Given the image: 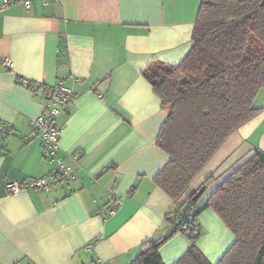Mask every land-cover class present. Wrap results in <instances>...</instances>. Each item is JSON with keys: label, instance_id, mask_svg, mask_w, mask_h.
<instances>
[{"label": "crops", "instance_id": "obj_1", "mask_svg": "<svg viewBox=\"0 0 264 264\" xmlns=\"http://www.w3.org/2000/svg\"><path fill=\"white\" fill-rule=\"evenodd\" d=\"M201 1H36L0 14V119L13 128L0 136V264H131L142 243L164 233L177 207L154 183L171 159L156 144L167 111L143 70L154 60L185 59ZM6 58L11 69L2 65ZM23 79L63 82L75 94L60 119L61 153L77 173L68 187L7 191L8 182L55 168L33 134L47 97ZM257 105L262 112L228 138L181 204L205 186L203 208L256 148L264 151V99ZM198 232L197 246L212 263L236 241L211 209L198 217ZM190 247L176 235L160 250L163 263L174 264Z\"/></svg>", "mask_w": 264, "mask_h": 264}, {"label": "trees", "instance_id": "obj_2", "mask_svg": "<svg viewBox=\"0 0 264 264\" xmlns=\"http://www.w3.org/2000/svg\"><path fill=\"white\" fill-rule=\"evenodd\" d=\"M192 42L181 63L154 60L143 70L167 111L156 144L171 159L154 183L177 207L164 233L142 243L131 264H164L160 250L178 234L191 247L174 264H264V151L256 148L203 208L195 194L180 203L228 138L262 112L264 0H202ZM207 209L236 238L216 263L198 248L201 234L191 227Z\"/></svg>", "mask_w": 264, "mask_h": 264}, {"label": "built area", "instance_id": "obj_3", "mask_svg": "<svg viewBox=\"0 0 264 264\" xmlns=\"http://www.w3.org/2000/svg\"><path fill=\"white\" fill-rule=\"evenodd\" d=\"M39 1L44 7H48L60 0H11L0 2V14L7 11L15 5H22L30 10L35 2ZM2 65L6 69H11L12 61L9 58L3 59ZM28 88L35 89L47 97L48 104L45 111L33 121V134L41 141L44 157L55 163V168L46 176L40 179L28 180L23 183L8 182L6 188L9 194L17 195L22 191L44 192L48 193L55 189L68 187L77 180V173L72 165L62 155L60 138L62 134L61 117L69 111L75 94L72 89L66 87L63 82L54 86H46L39 82L22 80ZM100 98H102L100 96ZM13 132V128L0 119V136H8ZM119 203V202H118ZM113 211L110 212V214ZM193 230L198 228L197 222L192 221ZM186 229L187 226L183 225ZM93 264H105L97 262Z\"/></svg>", "mask_w": 264, "mask_h": 264}, {"label": "rangeland", "instance_id": "obj_4", "mask_svg": "<svg viewBox=\"0 0 264 264\" xmlns=\"http://www.w3.org/2000/svg\"><path fill=\"white\" fill-rule=\"evenodd\" d=\"M263 99H264V92H262L261 94H260V96H259V98H258V103L260 104L262 101H263ZM211 185H213V184H211ZM210 186V185H209ZM205 188V186H202L201 188H200V190L201 189H204ZM202 198V197H201ZM200 198V199H201ZM200 201V200H199ZM199 203V202H198Z\"/></svg>", "mask_w": 264, "mask_h": 264}, {"label": "water", "instance_id": "obj_5", "mask_svg": "<svg viewBox=\"0 0 264 264\" xmlns=\"http://www.w3.org/2000/svg\"><path fill=\"white\" fill-rule=\"evenodd\" d=\"M204 189H201L194 197V200H198L201 196V194L203 193Z\"/></svg>", "mask_w": 264, "mask_h": 264}]
</instances>
